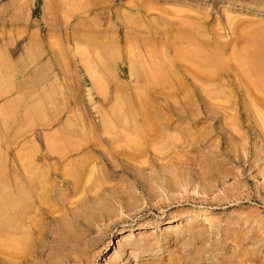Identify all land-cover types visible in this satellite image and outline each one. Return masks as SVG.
<instances>
[{"label":"rangeland","instance_id":"1","mask_svg":"<svg viewBox=\"0 0 264 264\" xmlns=\"http://www.w3.org/2000/svg\"><path fill=\"white\" fill-rule=\"evenodd\" d=\"M260 45L264 0H0V209L19 178L31 208L0 264H264V92L233 59Z\"/></svg>","mask_w":264,"mask_h":264},{"label":"bare ground","instance_id":"2","mask_svg":"<svg viewBox=\"0 0 264 264\" xmlns=\"http://www.w3.org/2000/svg\"><path fill=\"white\" fill-rule=\"evenodd\" d=\"M187 38V41L190 39H188V37H186ZM257 38V37H256ZM258 38H259V36H258ZM189 43H190V41H189ZM188 44V43H187ZM186 44V45H187ZM191 44V43H190ZM195 44V43H194ZM185 45V46H186ZM193 45V44H192ZM183 46V45H182ZM188 46H190V45H188ZM261 46V45H260ZM196 47V46H195ZM261 47H263V49H262V51H259V50H257V51H248V50H246L245 52H244V54L242 55L241 53V55L242 56H238V55H235L234 56V60H235V62L237 63V66H239V67H237V68H239V71H242L243 73V77H244V75H250V76H252V77H250L249 78V82H250V85L249 86H251L253 89L252 90H254L255 89V92H257V91H263L264 92V46H261ZM174 48V47H173ZM205 49V48H204ZM217 48H214L212 51H210V48L208 49L209 51H210V53H207V51L206 52H204V50L203 49H200V48H193V47H191V48H188V47H184V48H178L177 49V51H175V49H174V51L175 52H177V59H178V57H180V59H181V61L182 62H184L185 60L186 61H190L191 62V64L193 63L194 65H196V66H192V67H195L194 69L193 68H191V69H193L194 70V72H196L197 71V73H198V70L203 74V75H205L206 73H207V75L206 76H208V77H213V76H216L221 70H224V69H227V64H226V62L225 61H227V59L225 60V59H223V58H221V55H222V51H221V55H220V52H219V48H218V50H216ZM104 50V49H103ZM173 50V49H172ZM261 50V49H260ZM244 51V50H243ZM242 51V52H243ZM83 52H84V50H83ZM173 52V51H172ZM174 52V53H175ZM160 53V52H159ZM158 53V54H159ZM166 55V54H165ZM170 56V55H169ZM95 57H97V56H95ZM163 57V56H162ZM222 57H223V55H222ZM168 58H170V57H168ZM166 59V58H165ZM171 59H172V57H171ZM179 59V60H180ZM156 60V59H155ZM168 60H170V59H168ZM173 60V59H172ZM172 60H170V61H172ZM175 60V59H174ZM225 60V61H224ZM230 60V59H229ZM157 61V60H156ZM230 61H232V60H230ZM163 62V61H162ZM235 62H234V64H235ZM185 63V62H184ZM88 65V64H87ZM154 65V64H153ZM187 65H189V64H187ZM197 68V69H196ZM92 70V69H91ZM229 70V69H228ZM145 71V70H144ZM169 71H170V68H169V66H167V65H163V64H159V63H156L155 65H154V67H153V76L151 75L152 74V72H150L149 70H148V72H150L151 74H148V76H152L153 78L151 79L152 81L153 80H155L156 79V81H157V79H166L167 78V75H168V73H169ZM203 71H205V74H204V72ZM92 72V71H91ZM147 72V73H148ZM193 72V73H194ZM236 72V71H235ZM93 73V72H92ZM146 73V72H145ZM200 73V75H202ZM240 73V72H239ZM238 73V74H239ZM91 74V73H90ZM95 74V73H94ZM97 74V73H96ZM190 74V73H189ZM241 74V73H240ZM202 75V76H203ZM95 76V75H94ZM93 76V77H94ZM190 76H192V75H190ZM204 77V76H203ZM208 77L206 78L207 80H208ZM193 78V77H192ZM246 78V77H245ZM214 79H216V78H214ZM248 79V78H247ZM240 80V79H239ZM102 82V81H101ZM162 81H160V83H161ZM195 82V81H194ZM241 82V81H240ZM248 82V83H249ZM157 83H158V81H157ZM143 84H145L146 85V83H143ZM167 84V83H166ZM145 85H143V87H145ZM143 87H139L140 89H142ZM100 89V88H99ZM247 89V88H246ZM159 93V92H158ZM247 93H248V91H247ZM255 94V93H254ZM258 95H260V94H258ZM134 97H135V95H134ZM141 97V96H140ZM262 96H260V99L261 100H259V102L261 101V102H263L264 100H263V98H261ZM142 98V97H141ZM251 97L249 96V99H250ZM251 99H253V98H251ZM254 100V99H253ZM148 101V100H147ZM252 101V100H251ZM125 102V101H124ZM150 102H151V100H150ZM253 103V102H252ZM255 103H256V101H255ZM37 105V104H36ZM121 105V104H120ZM120 105H119V107H120ZM139 105V104H138ZM142 105V104H141ZM254 105H257L258 106V104L256 103V104H253L252 106H254ZM264 105V104H263ZM150 106V105H149ZM261 106H262V104H261ZM118 107V106H117ZM139 107V106H138ZM262 107H264V106H262ZM121 108V107H120ZM254 108H256L255 106H254ZM258 109H260V108H258ZM29 110V109H28ZM134 109H132V111H133ZM138 110H140V108L138 109ZM141 110H142V107H141ZM140 110V111H141ZM263 110V109H262ZM117 111H119V110H117ZM127 111H128V109H127ZM135 111V110H134ZM139 111V112H140ZM150 111V110H149ZM142 112V111H141ZM144 112V111H143ZM253 112H255V111H253ZM260 113L261 112H263V111H259ZM258 112V113H259ZM24 113V112H23ZM260 113L259 114H257V115H260ZM141 114V113H140ZM262 114V113H261ZM5 115V114H4ZM130 115H132V114H130ZM133 115H135L134 114V112H133ZM139 115V114H138ZM141 115H144L145 116V113H143V114H141ZM255 115H256V112H255ZM262 115H264V113L262 114ZM136 116V115H135ZM151 116V115H150ZM258 117V116H257ZM261 117V116H260ZM135 118V117H134ZM262 118V117H261ZM264 118V117H263ZM141 119H143V123H145V121H147L146 120V117H145V120H144V117H141ZM259 119L260 118H258V120L257 121H259ZM125 120V119H124ZM133 120H136V119H133ZM154 120V119H153ZM152 120V121H153ZM141 121V120H140ZM151 121V120H150ZM149 121V122H150ZM155 121V120H154ZM149 122H146V124L148 123L149 124ZM260 123L262 122V121H259ZM135 123V122H134ZM142 123V122H141ZM142 123V124H143ZM137 123H135L134 125H135V127H137V125H136ZM105 125V124H104ZM154 124H152V126H153ZM144 126V125H143ZM146 126V125H145ZM145 126L143 127V129L145 128ZM259 126H261L260 124H259ZM263 127H264V125H262ZM261 126V127H262ZM261 127H260V129H261ZM140 127L138 126L137 127V129H139ZM153 128V127H152ZM152 128L150 127V131H152ZM256 128V127H255ZM146 129V128H145ZM263 129V128H262ZM261 129V130H262ZM140 131H141V133H142V131H144V130H142V129H139ZM138 130V131H139ZM149 129H147V133L149 132L150 133V131H148ZM264 130V129H263ZM158 131V130H157ZM258 131V130H257ZM106 132V131H105ZM138 133H140V132H138ZM145 133V132H144ZM263 133V132H262ZM157 134V133H156ZM140 135V134H139ZM141 135H143V134H141ZM145 135V134H144ZM146 136V135H145ZM156 136V135H155ZM143 137V136H142ZM157 137V136H156ZM136 138V137H135ZM165 139V138H164ZM133 140V139H132ZM172 140V139H171ZM134 141V140H133ZM136 141V140H135ZM154 141V140H153ZM161 141V140H160ZM136 143H138V142H136ZM144 144V143H143ZM135 145V144H134ZM136 147H137V145H136ZM148 147H149V145H148ZM150 148V147H149ZM221 152V151H220ZM216 153V152H215ZM214 155V154H213ZM220 155V154H219ZM212 158V157H211ZM212 160V159H211ZM226 161V160H225ZM229 161V160H228ZM227 161V162H228ZM236 161V160H235ZM252 161V160H251ZM210 162V161H209ZM230 163V162H229ZM236 163H238V162H236ZM256 163V162H255ZM231 164V163H230ZM234 164V163H233ZM232 164V165H233ZM251 164H253V163H251ZM235 165V164H234ZM253 166H255V165H253ZM231 167V166H230ZM31 168H32V164H31V162H29L28 163V165H27V171L28 172H31ZM216 168V167H215ZM224 168V167H223ZM248 168V167H247ZM249 169H250V167H249ZM207 170V169H206ZM211 170V169H210ZM257 170V169H256ZM255 170V171H256ZM209 171V170H208ZM212 171V170H211ZM210 173V172H209ZM222 173V172H221ZM226 173V172H225ZM230 173V172H229ZM24 174V173H23ZM208 174V173H207ZM218 174V173H217ZM214 175H216V174H214ZM27 179H28V177H26ZM205 178V177H204ZM220 178V177H219ZM211 179H213V178H211ZM16 180V179H15ZM224 180V179H223ZM199 181H201V180H199ZM214 181V180H213ZM25 182V181H24ZM28 182H30V181H28ZM183 182V181H182ZM186 182V181H185ZM2 183V182H1ZM0 183V184H1ZM188 183V182H187ZM195 183V182H194ZM15 184V183H14ZM214 184H216V183H214ZM223 184V183H222ZM30 185V184H29ZM180 185V184H179ZM195 185V184H194ZM211 185V184H210ZM212 185H213V182H212ZM217 185V184H216ZM219 185V184H218ZM209 186V185H208ZM214 186V185H213ZM5 188V187H4ZM8 190V189H7ZM5 192H6V190H5ZM11 195V194H10ZM46 198H47V196L45 195V194H42L41 196H40V200H41V202H46ZM227 198V197H226ZM223 199V198H222ZM7 200V199H6ZM48 201V200H47ZM9 203L7 204V206H6V203L5 204H3V206L1 207V209H0V213H2V215H3V219H1L0 220V235L2 236V235H5L7 232H9L10 233V231H12V230H14V231H16V233H18V234H21L22 236H28L29 235V233H30V229L28 228V229H26V230H24L23 229V222H24V219L26 220L27 218H26V216L30 213V202H29V193H28V191H27V189H25V187H24V185H23V182H22V179L21 178H19V179H17L16 180V184H15V189H14V191H13V194L11 195V198H10V200L8 201ZM32 202V201H31ZM32 204V203H31ZM8 205H9V207H8ZM8 207V208H7ZM40 208V207H39ZM8 211H10V214H12L13 215V221L12 222H10V221H8V220H6V217H7V215H8ZM40 211H44V212H46L47 211V209L45 208H42V210H41V208H40ZM48 214V213H47ZM45 215V214H44ZM26 224V223H25ZM30 226V225H29ZM28 227V226H27ZM35 228V227H34ZM15 233V232H14ZM89 240V239H88ZM90 241H91V239H90ZM100 241V240H99ZM102 241V240H101ZM1 242V241H0ZM88 242V241H87ZM4 243H6V244H10V246H14L13 248H16L17 250H20V247H22L23 245H24V240H23V237H19V238H16V240L15 241H11V240H5V242ZM86 243V242H85ZM84 243V244H85ZM90 244V243H89ZM2 245V244H1ZM2 247V246H1ZM8 247V246H7ZM84 247V246H83ZM91 247H94V244H90V245H88L87 246V248H91ZM15 249V250H16ZM92 249V248H91ZM21 255V254H20Z\"/></svg>","mask_w":264,"mask_h":264}]
</instances>
